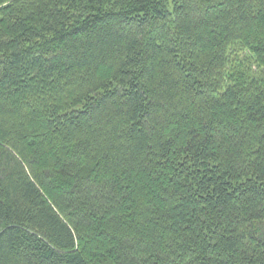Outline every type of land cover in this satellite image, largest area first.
Masks as SVG:
<instances>
[{
	"label": "trees",
	"instance_id": "trees-1",
	"mask_svg": "<svg viewBox=\"0 0 264 264\" xmlns=\"http://www.w3.org/2000/svg\"><path fill=\"white\" fill-rule=\"evenodd\" d=\"M0 264H264V0H0Z\"/></svg>",
	"mask_w": 264,
	"mask_h": 264
}]
</instances>
